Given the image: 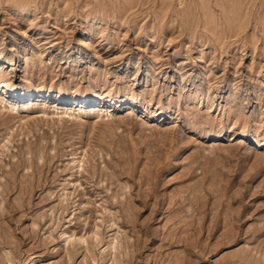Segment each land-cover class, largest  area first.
I'll list each match as a JSON object with an SVG mask.
<instances>
[{
    "label": "rangeland",
    "instance_id": "rangeland-1",
    "mask_svg": "<svg viewBox=\"0 0 264 264\" xmlns=\"http://www.w3.org/2000/svg\"><path fill=\"white\" fill-rule=\"evenodd\" d=\"M25 261L264 264V0H0V264Z\"/></svg>",
    "mask_w": 264,
    "mask_h": 264
},
{
    "label": "bare ground",
    "instance_id": "bare-ground-1",
    "mask_svg": "<svg viewBox=\"0 0 264 264\" xmlns=\"http://www.w3.org/2000/svg\"><path fill=\"white\" fill-rule=\"evenodd\" d=\"M29 92H31L30 90L29 91H26V92H24L23 93V95H26V94H28ZM17 94H19V93H17ZM30 96H32V95H30ZM83 99H87V95H85L84 97H83ZM91 100V99H90ZM68 237L70 238L71 236L70 235H68ZM22 264V263H21ZM23 264H30V261H25V262H23Z\"/></svg>",
    "mask_w": 264,
    "mask_h": 264
}]
</instances>
